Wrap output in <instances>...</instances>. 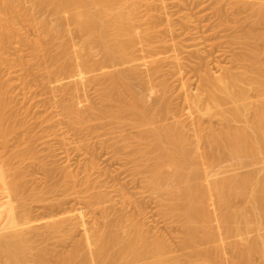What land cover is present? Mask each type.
Here are the masks:
<instances>
[{
	"label": "bare ground",
	"instance_id": "6f19581e",
	"mask_svg": "<svg viewBox=\"0 0 264 264\" xmlns=\"http://www.w3.org/2000/svg\"><path fill=\"white\" fill-rule=\"evenodd\" d=\"M28 1L33 3L36 10H50V12L57 17L66 16V19L64 18L66 22L64 23L65 20H63L60 22L59 26L55 28L51 26L52 24L45 21L44 36L31 41L34 47V53L37 57L42 59V53L44 51L46 52L44 61L48 64L49 77L58 80L55 90L65 93L67 97L63 103L64 109L73 116L74 119L88 124L90 127L89 131L92 135L97 133L98 128L106 125L111 126V134L114 136L119 135L120 137L123 131L129 128L138 132L136 137L129 138L134 140V143L137 144L129 157L132 159V164L134 163L133 166L137 173L143 176L144 182L156 197L155 199L158 200L162 212H165L164 214H166L168 219L172 222L180 225L182 236L179 237L181 239L179 246H177L183 251L191 248L193 249L191 250L194 251L191 252L192 256H188L189 254L186 255L188 256L186 263L253 264L252 261L255 259L254 257H257L261 259L264 264V235L260 234V232L264 230V183H262V185L252 186L254 184L253 180L256 178L255 176H259V173L253 176L252 174L255 173L254 171L253 173H250V171L249 174L251 175L249 176H245L244 172L243 175L237 172L234 173V170L236 171L237 168L239 169L237 165H240L236 164L235 160L241 163L255 156H257V158L259 156L263 159L264 155V59L260 61L262 59L260 56L264 52L262 49L263 44L260 42L264 39V34L259 35V33L256 34L254 31L251 32L250 30L253 28V24H251V29L246 26L247 29H250L248 34H245L247 30L244 31L248 43H246L247 41L245 42L244 39H242L241 43V39L237 38V40H239V46L242 48L243 46L241 45H245V43L247 45L252 43L251 46H253V44L257 45L255 48L254 46L252 48H250V45L248 46L249 55L247 54V45L246 47L244 46L247 51H244V53L249 57H246L248 58L247 61L249 65L246 64L247 66L243 68L244 72L242 71V74L241 72L239 73V71H241L240 69L245 63L243 62L242 65L240 64V69L237 68V65L242 61H246V58L244 56L245 59H241L242 55H240V53H237V55L241 56L239 57L240 62L238 64L236 63V66L234 65L236 68L232 66L238 74L232 67L231 69L233 71L229 72L227 70L229 68L225 69L220 66L224 69L223 72L226 73L216 78V74L212 72L211 67L208 68L210 71H208V69L205 70L206 74L203 72L205 75L204 79L202 76L203 73L201 74L202 78L199 76V73L205 68L202 66L203 63L201 65L203 70H200V64L199 67L196 65L200 70L198 74V69L193 67V71L195 69L197 70L194 72L198 75L197 77H199L198 82L202 79L204 84L201 81L199 83L204 87H201L198 83V88H203L202 90L200 89L201 93L197 88L200 94H190L185 98L186 105H189V107L193 109L194 117L197 122V127L191 132V130H187L186 125L183 124L179 117L171 116L169 110L171 102L168 88H165L158 96L156 95L153 102L149 104L147 94L154 89L155 79L153 76L141 78L138 75L141 66H148L153 69L155 68V70L159 69L154 58L145 61L144 64L141 61L142 58L138 55V52L146 50L145 47H148V51L154 50L153 40L157 34V29L152 24L147 25L150 27H145L143 24L144 21L140 15L142 5H148L146 0ZM188 1L189 0L185 2V5L189 6L190 1L187 3ZM191 1L195 4L197 2L196 0ZM237 1L232 0L231 2H233V5L237 6L244 3L243 5L246 7L248 6L247 8H250L249 6L252 7V9L250 8L252 12L250 15L253 14L252 18L249 16V12L248 15L243 14L245 17L247 16L251 19L254 17L253 22L250 21V19H247V22L250 21L254 24H258L262 21L264 22V0H254L255 2L252 1L254 2L252 4L248 2L250 0L244 1L243 3H241L242 0H239L241 4ZM23 2L24 0H0L1 44H7L11 40L8 27L12 23L14 17L18 15H30L29 17H33L31 13L28 14V12L25 11ZM242 6L238 7L239 9L242 8L240 10L243 11L244 6ZM255 6L258 8L256 9ZM245 9V12L249 10ZM220 12L222 11L220 10ZM235 12L238 16L237 11ZM60 18L58 20L61 21L63 18ZM186 20L191 22V18L188 16ZM236 20L242 21L239 18ZM189 22L186 23L189 24ZM224 22L226 23V20ZM224 22L221 24H224ZM236 23L235 28H238L240 22ZM61 24L63 26L65 24V26L63 27ZM187 24H185V26ZM66 25L72 27L71 29L73 32L71 31V33L75 35V38L80 39V41L77 42L79 45L78 49L77 43L75 44L74 42L76 41L74 38L69 39V37L67 39L66 32L64 31L67 29ZM244 26L245 25H243V28ZM258 26L259 25H255L254 27L259 28ZM240 27L236 30L241 29ZM243 28L241 29L242 31L244 30ZM257 31L259 32V30ZM168 32L171 33V31ZM238 32L236 31V36L233 35V37H237V35L241 33ZM241 34H243V32ZM244 34L242 38H244ZM238 37L241 36L239 35ZM257 42L261 44L260 48L263 52L257 49L259 47ZM241 51V54H243L242 49ZM98 56L99 58L96 59ZM201 59L202 58H200V60ZM205 59H202L200 62H204L203 60ZM233 59L230 61H234L238 59V57ZM207 60L210 59L207 57ZM206 62L207 64L209 63V61H205V63ZM234 62L238 61L236 60ZM208 65H211V63ZM118 67H124V69L121 70V68H119L117 70ZM126 67L127 69H125ZM111 68H115L116 72H108ZM236 69H239V71ZM98 73L100 75H98ZM81 75L91 76L87 79V82L83 84L80 79ZM99 76L104 80L100 95L104 108L98 110L92 103L91 106L86 108L81 107L78 103L80 92L90 81L95 79L101 80ZM71 79H79V81L76 80L72 84L64 83ZM187 83L188 82L183 85L185 90L189 89ZM138 88L140 89L138 90ZM251 92L256 93H254L256 96L253 95L255 101L250 100ZM203 96L204 98L206 97V101H203ZM258 102L260 103L258 104ZM9 105L10 102L3 89V84L0 82V137L2 139V146L0 148L4 150L8 147L9 140L12 138L11 136L15 135L19 127V125L17 127V125H13V123L10 125L9 123L10 117L6 112ZM203 116H207L208 119L210 118L209 120H212L214 117L219 118L220 122L218 119L216 121L219 124L222 122V124L219 125L221 127L218 128V126H216V128L215 125L212 124L216 121H211V124H209L210 126L213 125L215 128H212L213 126L207 127L205 124L208 123V121L206 122ZM202 118L205 120V124L202 122ZM203 124L208 130L204 128L205 126L203 127ZM204 129L209 132L207 133ZM2 158L4 157H2V153L0 152V177L2 178L7 174L9 183L11 180L18 183L17 181L21 176L19 173H23L22 168L19 169L20 167L16 168L15 166V169L12 166L15 170L19 169L18 172L14 171L12 168H9L10 171H8L7 168L13 165L12 162L14 160V163L18 161V163L21 162L24 164L26 161V154L22 150H16L10 158L6 160H2ZM229 158L232 159V161L227 160ZM257 160H248L247 167H250V162L252 161L257 164ZM227 161L232 163V165L230 164L231 166L236 165L237 168L232 167L230 169L229 164V167L226 164L228 163ZM223 162L226 164V168L222 166ZM242 165L243 164H241V166ZM220 166H222V171L227 170L224 172L225 175L221 174L224 177L221 176V179H218L221 171V168L219 171ZM216 168H218L219 173ZM223 168H225V170ZM229 169L230 171H228ZM262 170L264 171V169ZM222 171L221 173H223ZM9 172L10 174H8ZM14 172L19 174H17V178H14L16 177ZM227 172H233L234 174L230 173L229 175ZM226 173L229 175L228 177H226ZM236 173L238 177H241V175L244 177L235 180L234 176ZM13 174H15L14 177L12 176ZM22 175H24V173ZM262 175L261 177L260 174L259 181L264 182L262 180L264 174ZM10 176H12L11 180ZM67 176L68 178L66 180L70 179L72 180V185L77 184L78 186L75 176L71 174ZM204 176L205 180H203ZM236 177L237 176H235V178ZM14 179L16 180L14 181ZM84 183V187L94 185V183L91 184L89 180ZM81 185L82 184H80V186ZM12 186L14 187V184L11 182V187ZM11 187H9V190L12 194H9L12 195V202L15 200V203L18 201V199L15 198L20 196H16L13 192L15 187H12L13 190L10 189ZM237 190L239 191L238 194ZM88 192L89 190L87 188L86 192L85 190L81 192L75 191V194L70 193L71 195H69L72 197L75 195V200L80 199L84 201L91 210L103 212L102 220H104V222L100 223V219V222L98 221L90 234L88 232L89 229H84L87 233L84 234L85 238L83 237L85 242L76 241L69 252L65 254L62 252L61 254L63 255L60 254L61 256L58 261L56 260L58 264H185V260H181V256H179L180 258L178 259L176 257L174 258L172 253L176 254L178 251L174 252L171 249L172 247L169 245L170 242L168 243L166 238L162 237L163 235L159 236L157 234L158 236H153L151 231H146L144 229L145 225L143 226L138 218L127 214V216L125 214V216H122L121 214L119 217L117 216L115 218L112 216L111 219V214L109 215L110 212L105 207L108 202H111L108 201V197L104 194L95 193L88 195ZM233 192H235L236 195H234ZM13 193L16 196H14L15 198H13ZM41 193L43 194L38 193L41 195V199L37 196V200L35 197L38 202L43 198L44 192L42 191ZM21 195L23 196L21 199L23 201L26 198L24 197V191ZM30 195L31 198L29 196V200L34 198L32 197L33 194ZM35 195L36 194H34V196ZM66 197H68V195ZM238 197H246V199H244L247 200V208L240 209L239 207L241 206L237 207L238 204L236 205L235 203H237L236 200ZM62 200L63 202L59 201V203L51 202L52 205L50 204L49 208L51 212L65 211L64 205L70 202L65 203L67 201L64 202L65 199ZM69 200L71 199H68V201ZM24 201L27 202V200ZM32 202L34 203V199ZM16 203L18 205L20 203L19 207L21 208H16L18 206L13 207L12 204L6 224L3 226L4 231L2 229L4 234L3 232L2 234L0 233V264H45L47 261V250L46 252H35V240L32 239L33 236L32 238L28 237V234L31 233L29 231L33 228V225L32 228L30 225L32 221H29V215L33 212V209L27 203ZM116 210L117 211L114 212H122L120 210L118 211V209ZM113 211H111V213ZM75 219V216L69 215L64 219L56 221L51 220V223L50 221L47 222L48 224H45L48 231V234L46 233L48 235L46 239L59 236V238L55 237L54 239L60 240L62 233L73 236L77 229H80L82 226V228L86 227L83 215L79 218L80 220L82 219V222L80 221V223H78L79 219H76V221ZM41 226L43 225L41 224ZM71 233L73 234L71 235ZM251 233H257V235H259L255 240H250L248 237H250L249 235ZM64 237L66 238V235ZM64 237L62 236L61 239ZM233 239H235V241H233ZM32 240L34 241L33 243ZM231 240L233 242H231ZM61 241H63V239ZM207 245V249H204L203 246ZM226 245L233 247L231 250L234 249L235 253L237 251L238 257H236L234 253L236 259H233L234 256L231 259H228V256L225 257L226 255L223 256V253L226 252ZM175 248L177 249L176 246ZM231 252L233 255V251ZM185 253L187 254L186 251ZM170 255H172L173 258H171L172 256Z\"/></svg>",
	"mask_w": 264,
	"mask_h": 264
},
{
	"label": "rangeland",
	"instance_id": "374dc122",
	"mask_svg": "<svg viewBox=\"0 0 264 264\" xmlns=\"http://www.w3.org/2000/svg\"><path fill=\"white\" fill-rule=\"evenodd\" d=\"M146 1L148 5L146 4L142 5L140 9V15L142 20L144 21L143 24L145 25V27H150L147 25L152 24L153 26L156 27L157 34L155 39L153 40L154 50L148 51V47H145V49L148 52L146 50H142L141 52H138V55L142 58L141 61L144 64L145 61L154 58L155 59L154 61L159 66L158 67L159 69L155 70V68L153 69L148 66H141L140 70L138 71V75L141 78H147L153 76V78L155 79L154 89L149 94H147V100L149 104L153 102V99L156 95L158 96L161 92L164 91L165 88H168L170 94V102H171L169 108L171 116L179 117L182 120L183 124L186 125L187 130L189 129L192 132V130H194L197 127V122L194 117L193 109L189 107V105H186L185 98L190 94L196 95L201 93V90L203 89V88L201 89V87L203 85H201L199 82L200 81L202 82V79L198 82L199 77H197L198 76L197 74L200 72V70H203L202 66L207 68L206 69L204 68V70L201 73H199L200 78H202V76L204 78L205 77L204 73L206 74L205 70L211 67H212L211 68L212 72L216 74L215 76L216 78H219L217 76L226 73L223 72L224 71V69H222L223 67L225 69L229 68L227 69L229 72H232L233 70L235 71L236 68L235 66L240 62L239 57H241L237 55V53L238 54L240 53V55H242L241 59L242 58L245 59L249 55L248 46L252 45V43L250 42L249 45L246 44L248 43V41L245 38V34H248L249 30L252 28L251 24H253L252 25L253 28L250 31L251 32L254 31V33L256 34L259 33V35H263L264 25L262 24H264V22L262 21L263 23L260 22L258 24L252 23L254 20V17L253 19H251L253 14L250 15L252 13L250 8L252 9V7L249 6L250 8H247L248 6L246 7L243 5L244 4L243 2L248 0H242L241 2L243 3L242 5L244 6L243 11L245 7L246 9L250 10L247 11L245 9L246 12L244 11V13L242 10H240L242 8L239 9L238 7L242 5H238V6L233 5V2H231L232 0L229 1L228 0H196L197 1L196 4L193 3V1L189 0L190 3L189 1L187 2L189 3V6L185 5L186 4L185 2L187 0H146ZM252 1L254 0H250L248 2L252 4L256 0L254 2ZM237 2H239V0ZM23 3H24L23 6L25 8V11H27L28 14L31 13L33 17L32 18L29 17L30 15L28 16L18 15L12 19V23L8 27V32H10L11 35V40L9 43L1 44V36H0V82H2L3 89L6 92L7 99L10 102V105L7 108L6 112L7 115L10 117V122H9L10 125L13 123V125H17V127L19 125L20 127V128L18 127L15 135L11 136L12 138H10L9 140L8 147L5 150L0 148L1 150L0 152L2 153V157H4L2 158V160H6L10 158L16 150H22L26 154V161L24 162V164H22L21 162L18 163V161H16L17 163L16 162L14 163L15 161L14 160L12 162L13 165L7 168L8 171H10L9 168L13 169V167L15 168V166L16 168L20 167L19 169L22 168V172L24 173V175H22L23 173L21 172L19 173L21 174L22 177L20 176L19 180L17 181L18 183H16L15 181L16 179H14L15 182L11 180L12 176L14 177V175L16 174L15 172H14L15 174L10 176V180L15 187L14 190H13L14 187L13 186H12L13 188L11 187V182L10 183L8 182L9 177L7 176L6 173L4 177L2 178L0 177V229H1L0 233L2 234V232L4 231L3 226L6 224L12 204L13 207L18 206L16 208L20 209L21 207H19L20 206L19 202H21L22 204H26L29 201L27 204L30 205L33 209L32 210L33 212H31V214L29 215L30 218L29 221H32L30 222V225L31 228L33 225V228L32 229L30 228L31 230L29 232L31 233L28 234V237L32 238L33 236L32 239L35 240V242L32 240V243L34 242L35 245L34 246L35 252L36 251L46 252L47 250L46 252L47 261L45 264H47V262L48 264H58L57 261L59 257L65 254L66 252H69L73 248L76 241L85 242L84 234L86 232L84 231V229L85 230L89 229L88 232L90 234L93 231V228H95V226L97 225L98 221L100 222V219H101L100 223L104 222V220H102L103 212L101 213L100 211L91 210L89 207H87L84 201H81L80 199L75 200L74 197L75 195H73V197L70 196L72 193L75 194L74 193L75 191L81 192L82 190L83 191L85 190L86 192L88 188L89 190L88 195L93 193L104 194L108 197V201H111L110 203L108 202V204H106L105 206L106 209H108V211L110 212L109 215L111 214L110 215L111 219L112 216H114L113 218H115L117 216L119 217L121 214L122 216H125L127 214L129 216L138 218L143 224V226L145 225L144 229L146 231H151L153 236L157 234L159 236L163 235L162 237L166 238L168 243L170 242L169 245L170 247H172L171 249L174 252L178 251L176 254L172 253L174 258L176 257L178 259L180 258L179 256H181V260H185V264H188L186 263V260H188V256L192 254L191 252L194 251H191L193 250L192 248L191 249L188 248L189 250L183 251L180 250V248L178 247L181 239L179 237L182 236L181 235L182 230L180 225L175 222H172L170 219H168L166 214H164L165 212H162L158 200L155 199L156 197L153 195L147 184L144 182L143 176L137 173L135 167L133 166L134 163L132 164L133 161L129 157L133 148H135V146L137 145L136 143H134V140L129 138L136 137L138 135V132L134 129L129 128L127 130H124L120 137L119 135L114 136L111 134L112 133L111 126L106 125L98 128L97 133L95 135H92L89 131L90 127L88 126V124L74 119L73 116H71L64 109L63 103L65 102L67 97L65 93L55 90L58 80H56V78L51 79L49 77L48 64L45 63L44 61L45 58L44 55H46V52L44 51L42 53L43 55V56L41 55L43 57L42 59L37 57L34 53V47L31 41L42 38L44 36L45 33L44 22L46 21L52 24L51 26L55 28L59 26L60 22L66 19V16H62V17L60 16L61 18H63L60 21L58 20L60 17H57L55 14L50 12V10L49 11L39 10V9L36 10V8L33 6V3H31V1L28 0H24ZM241 3L239 2V4ZM255 8L257 9L258 7L255 6ZM220 10L222 12H220ZM235 11H237L238 16L236 15ZM248 12L251 18H248L247 16H246L247 18L245 17V15H248ZM187 16L191 18V22L186 20ZM237 17L242 21L236 20L238 19ZM247 19L248 20L250 19V21L252 22L250 21L247 22L246 21ZM225 20L226 23L224 22ZM222 21L226 26L224 24H221L223 23ZM235 21L238 23L240 22L238 28L242 26L240 27L242 29L243 25H245L243 31L241 29L236 30L238 28L237 27L235 28L237 24ZM65 22L66 20L64 21V23ZM186 22H189V24H187ZM185 24L187 25L185 26ZM255 25L256 26L259 25L258 26L259 28L256 27L257 28L256 29L254 27ZM246 26L251 28L247 29ZM66 28L67 29L64 31L66 32L67 39L69 37H70L69 39L74 38V40H76L74 41L75 44L79 42L80 39L75 38L74 37L75 35L71 33L72 27L66 25ZM234 30H236L237 32L239 31L238 33L242 31L243 34L244 31L247 30V33L244 34V38H242L243 35L241 34L242 32L238 34L237 37H235L236 31ZM257 30H259V32ZM168 31H171V33H169ZM233 35L235 36L233 37ZM239 35L241 37H238ZM237 38L241 39L240 40L241 43H242V39H244L245 42L247 41L246 43L243 41L245 43V45L244 44L241 45L243 46V48L239 46L240 44L238 43L239 40H237ZM261 41L262 42L260 43L263 44L262 49L264 50V39ZM260 43H258L259 47L256 48L259 51L261 50L263 52V50L260 48L261 47ZM76 45L78 49L79 48L78 43ZM246 45L248 52L244 48V46L246 47ZM253 46L255 48V46L257 45L253 44ZM253 46H251L250 48H252ZM241 49L243 50L244 55L241 54L242 52ZM244 51L247 52L248 55L244 53ZM263 53L260 56L262 58V59L260 58L261 59L260 61L264 59ZM234 54L235 56L237 55L236 57H238V59L236 60L238 62H234L236 61L234 60L236 58ZM209 55L211 58L209 57ZM206 56L210 60H207ZM98 58L99 56L96 57V59ZM200 58L205 59L203 60L204 62H200L202 60V59L200 60ZM231 58L232 59L234 58L233 59L234 61H230L232 60ZM248 58L245 59L246 61L241 60L242 62H240L239 65H237V68H239V66H241L243 62L245 63V65L243 64L242 68L240 67L241 69L239 68L241 71H239V69H236L237 71H239V73L241 72L242 74V71L244 70L243 68L247 66L246 64L249 65V62L247 61ZM205 61H209L211 65H208L209 63L207 64V62L205 63ZM231 62L235 64H232ZM199 64L200 67L202 68V69L200 68V70L199 68H197V66L199 67ZM232 66H234L235 68ZM193 67H196L198 69L197 74L194 72L197 70L195 69L193 71ZM231 67L234 69L232 70ZM119 68H121V70L124 69V67L123 68L118 67L117 70ZM125 69H127V67ZM115 70H116L115 68L113 69L111 68L109 69V71L108 70L107 71L112 72ZM208 71H210V69H208ZM235 72L233 73L236 74L237 72L236 73ZM98 75L100 74L98 73ZM90 76L91 75L80 76V79L82 80L83 84L87 82V79ZM99 78L102 81L97 79L92 80L80 92L78 96V103L81 105V107L86 108L88 106H91L92 103L98 110L104 108V104L100 97L103 88L102 83L104 82V80L101 78V76H99ZM76 80L79 81V79H71L65 81L64 83L72 84ZM186 82H188L187 87H189V89L185 90V88H183V85ZM198 83L201 85L200 87L201 90L198 88L199 87ZM197 88L198 90H200L199 91L200 93H198ZM139 89L140 88H138V90ZM254 93L251 92L250 94L251 101H255L254 96H256L255 95L256 93L255 94ZM203 101H206V97L203 99ZM259 103L260 102H258V104ZM203 118H205L206 122L208 121V123L205 124L204 122L205 120ZM203 118H202V122L207 127L213 126V125L211 126L209 125L211 124V121H216L217 119L219 120V118L217 117H214L213 118L214 120L212 118H211L212 120H209L210 118L208 119L207 116L206 117L203 116ZM204 124L203 127L205 126ZM212 124H214L215 127L218 126L219 128L221 127L219 125L222 124V122L219 124L216 121L213 122ZM206 126L204 128L207 129ZM215 127L213 126L212 128ZM206 129L204 130L206 131ZM206 132L208 133L209 131ZM1 141L2 139L0 137V147L2 146ZM255 157L257 158V156ZM255 157L251 159H247V161L248 160L256 161L259 158L257 160L258 162H260V163L257 162V164L259 165H257L254 161H252L250 162L251 165L249 164L250 167H247L248 166L247 161H243L240 163L239 161L235 160L236 164H240L237 165L239 167L238 169L235 164H233L235 166H231L232 163H230L229 161H227L228 163L226 162L225 163L227 164V166L229 164L230 167L229 166L228 167L230 169L232 167H235L237 168V170H239V171L234 170V173L237 172L243 175L244 172L245 176L251 175L249 174L250 171H251L250 173H253V171L255 172L252 174L253 176L259 173L258 174L259 176L257 175L255 176L258 179L254 178L255 182L253 180L254 184L252 183L253 185L252 184L251 185L252 186L262 185V183L264 182L259 181V177L260 174L261 177L263 176L262 174H264L262 173L264 172L262 170L264 169V160H263L264 155H263V159H261V157L259 156L257 159ZM227 160L232 161V159L230 158ZM226 164H224L223 162L222 166L225 167ZM241 164L243 165L241 166ZM222 166L219 167V171ZM225 168L223 169L225 170ZM15 169L13 170L17 172L19 171V169L17 170ZM230 169L228 171H230ZM216 170L218 172V168H216ZM226 170L222 171L221 168V171L223 173H221L220 171L218 179H221V176H223L221 174H224ZM227 173L230 175V173L233 172L230 173L227 172ZM237 173L235 174V176L237 177L235 178L234 176L235 180L237 178L244 177L242 175L241 177L240 176L238 177ZM8 174H10V172ZM17 174L16 177L14 178H17ZM69 174L77 178L78 186L77 184L72 185L71 183L72 180L70 179H68L69 181L66 180L68 178L67 175ZM228 174L226 175V177L229 176ZM87 180H89L91 184L94 183L93 185L94 187L91 185H90L91 187L90 186L84 187L83 184H85L84 182ZM203 180H205V176L203 177ZM262 180L264 181V178H262ZM79 183L82 184L83 186L82 185L80 186ZM8 185L9 187H11L10 189L13 190L16 196L17 195L20 196V197H16L13 193V198L16 197L15 199H18V201L16 202H18L19 205L16 202L14 203L15 200L12 202V198H11L12 195H10L12 193L9 190ZM15 185L18 186L16 187ZM238 190H237V194L240 191ZM23 191H24V197L27 198V199L25 198L24 200H27V202L21 200L23 197L21 195ZM42 191L44 192L43 198L42 200H40V202H38L36 201V198L38 196L40 197L39 199H41L40 194H43L41 193ZM233 193L234 195H236L235 192ZM30 194H33L32 197H34L33 198L34 203L32 202L33 199L31 200L28 199L29 196L31 198ZM34 194L36 195L34 196ZM67 195L68 197H66ZM240 198L238 197V199L236 200L237 203L235 204L236 205L238 204L237 207L241 206L239 207L240 209L247 208L248 205L246 207V203H247V200H245L246 197H244L245 199L244 198L240 199ZM62 199H65L64 202L67 201L65 203L70 202L69 204L64 205V210L66 212L65 211L63 212V210L61 212H51V210L49 209L51 202L52 203L53 202L59 203V201L63 202ZM68 199H71L73 201L71 200L68 201ZM240 200H242L243 202ZM110 209L111 211L113 210L117 211L116 209H118V211L120 210L122 212L113 211L111 213ZM69 215L75 216L77 220L80 218L81 215H83L85 220L83 221L86 223L85 224L86 227L82 228L83 226L81 224L82 227L81 228L79 227L80 229H77L78 231L76 230L75 231L76 233L74 232L75 234L71 233V235L73 234V236H70V234L68 236L66 233L65 234L62 233L63 237L66 235V238L65 237L62 238L63 241H61L62 240L61 235H60L61 236L60 240L54 239L56 236L46 239L48 237L47 235L48 231H47V226L45 227V224L47 225L48 224L47 222L49 221L51 223V220L56 221V220L64 219ZM80 221L82 222V219L81 220L79 219L78 223H80ZM41 224L44 227L41 226ZM260 234L264 235V230L260 232ZM258 235L257 233L256 234L251 233L249 235L250 237L248 238H250V240L253 239L255 240V238ZM56 238H59V236H57ZM233 241H235V239H233ZM233 241L231 240V242ZM175 246L177 247V249L175 248ZM206 247H208V245L203 246L204 249H207ZM230 247L231 246L226 245L225 247L226 252H224L225 254L223 253V256L225 255H226L225 257L228 256V259H231L234 256L233 257L234 259L236 254V257H238L237 251L235 253L234 249L231 250L233 247L231 248ZM185 251L187 252V254L185 253ZM231 251H233V255ZM62 252L63 254H61ZM229 252L231 253L228 254ZM173 256L171 258H173ZM254 258H253L254 260L252 261L253 264L255 263L263 264L261 259L257 257ZM48 259L51 260V263L50 260ZM197 263L199 264V262H194L193 264H197Z\"/></svg>",
	"mask_w": 264,
	"mask_h": 264
}]
</instances>
